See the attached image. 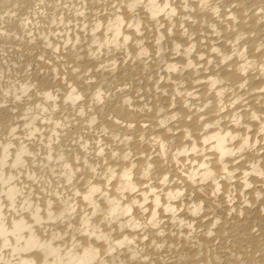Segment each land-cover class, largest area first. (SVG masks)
<instances>
[{
  "label": "bare ground",
  "instance_id": "bare-ground-1",
  "mask_svg": "<svg viewBox=\"0 0 264 264\" xmlns=\"http://www.w3.org/2000/svg\"><path fill=\"white\" fill-rule=\"evenodd\" d=\"M0 264H264V0H0Z\"/></svg>",
  "mask_w": 264,
  "mask_h": 264
}]
</instances>
